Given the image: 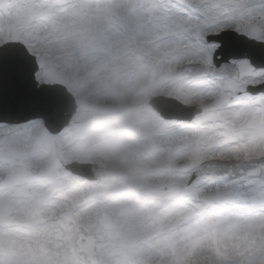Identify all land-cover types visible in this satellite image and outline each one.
Listing matches in <instances>:
<instances>
[{
  "label": "snow or ice",
  "instance_id": "obj_1",
  "mask_svg": "<svg viewBox=\"0 0 264 264\" xmlns=\"http://www.w3.org/2000/svg\"><path fill=\"white\" fill-rule=\"evenodd\" d=\"M0 264H264V0H0Z\"/></svg>",
  "mask_w": 264,
  "mask_h": 264
}]
</instances>
